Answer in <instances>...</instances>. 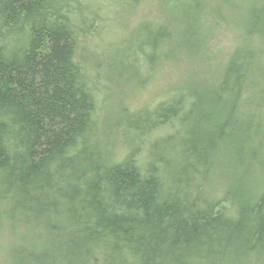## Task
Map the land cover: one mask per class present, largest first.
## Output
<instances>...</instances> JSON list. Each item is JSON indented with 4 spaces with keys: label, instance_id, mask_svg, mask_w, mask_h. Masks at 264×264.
<instances>
[{
    "label": "trees",
    "instance_id": "16d2710c",
    "mask_svg": "<svg viewBox=\"0 0 264 264\" xmlns=\"http://www.w3.org/2000/svg\"><path fill=\"white\" fill-rule=\"evenodd\" d=\"M180 1L166 7L187 28L173 35L142 20V41L115 43L109 64L140 81L162 62L219 59L218 76L122 110L132 149L115 161L104 146L101 68L83 40L99 2L0 0V234L11 238L1 264H264V0L231 48L220 30L195 26L202 4ZM153 133L141 162L137 138ZM218 167L233 181L213 197Z\"/></svg>",
    "mask_w": 264,
    "mask_h": 264
},
{
    "label": "rangeland",
    "instance_id": "374dc122",
    "mask_svg": "<svg viewBox=\"0 0 264 264\" xmlns=\"http://www.w3.org/2000/svg\"><path fill=\"white\" fill-rule=\"evenodd\" d=\"M97 1L99 6L95 3L94 5L98 10L100 19L92 32L93 34H88V38L83 39L85 40V46L89 48L85 54L87 59L97 63L101 68L103 79L97 85V92L103 102L100 111L101 126L106 140L104 146L107 147L106 150H109L111 160L121 161L127 155L129 149H132L123 136L121 124L126 118L122 114V110L127 108L129 111L135 112L151 106L153 108L160 100L169 98L175 91L178 92V87L187 85L186 88H188L190 83L194 82L190 79L191 77L205 80L209 76L207 81H213V77L218 76L219 59L216 63L214 60H206L197 65H194L197 60H192L176 67L172 62H162L160 65L164 67L158 68L155 66L152 71L142 70L140 81L135 74L132 77L122 76L118 74L117 69H113L109 64L111 62L109 56L114 50L115 43L119 45L126 43L128 48L133 45L137 46L139 41H142V35L136 30L142 20H148L147 23L153 25L155 30L159 26H163L167 32L171 30L173 35H178L181 27L187 28L189 25L180 16L176 15L177 12H175L174 6L172 11H168L166 7V3L176 1L181 3L180 0ZM188 1H191L193 10L199 9L202 4L201 16L195 19V26L201 28L203 32L213 30L215 34L220 30L219 39H221L224 46L231 48L239 42L241 35L250 26L252 22L251 7L258 0ZM119 4H124L120 15L115 12V7ZM109 10L111 14H108ZM245 11H247V16L243 15ZM238 19L241 25L235 26L234 23ZM131 33L134 35V40L127 41ZM219 39L214 38L209 44L214 52L220 50ZM195 42L197 43V41ZM171 44L167 41L164 46L167 47ZM120 60L125 66H128V59L125 56H122ZM199 88L203 87L200 86ZM153 136L154 133L143 136L141 139L137 138L135 145L141 147L138 153L141 162L147 159V153L152 151V147L148 145L153 141ZM232 181L231 176L218 167L213 173L209 174L206 191L209 196L216 197L226 191L227 184ZM261 188L263 187L257 190ZM230 210H232V207ZM4 235L0 234L1 262L4 261V256L8 252V242L11 240L10 236L6 237Z\"/></svg>",
    "mask_w": 264,
    "mask_h": 264
}]
</instances>
